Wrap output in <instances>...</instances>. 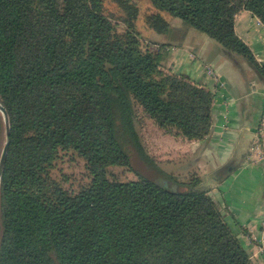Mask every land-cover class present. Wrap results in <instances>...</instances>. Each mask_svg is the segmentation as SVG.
I'll list each match as a JSON object with an SVG mask.
<instances>
[{"label": "trees", "instance_id": "trees-1", "mask_svg": "<svg viewBox=\"0 0 264 264\" xmlns=\"http://www.w3.org/2000/svg\"><path fill=\"white\" fill-rule=\"evenodd\" d=\"M149 1L157 33L178 18L264 80L235 30L244 9L264 24V0ZM166 57L135 25L119 31L102 0H0V264H255L205 179L164 170L144 145L140 111L188 140L211 133L215 93ZM60 147L92 175L77 193L52 175ZM114 165L140 180L111 181Z\"/></svg>", "mask_w": 264, "mask_h": 264}, {"label": "crops", "instance_id": "crops-1", "mask_svg": "<svg viewBox=\"0 0 264 264\" xmlns=\"http://www.w3.org/2000/svg\"><path fill=\"white\" fill-rule=\"evenodd\" d=\"M167 17L177 27V38L169 41L163 34H153L167 46L165 68L206 86L215 93V101L208 137L188 140L161 130L159 143L181 162L183 173L188 167L205 179L212 199L253 262L264 264V254L258 251L264 239V159L254 161L249 156L264 113V80L246 61L229 57L207 34L186 28L178 18ZM235 30L257 61L264 63V24L258 17L241 10L235 17ZM205 66L214 67L216 77L224 83L220 92L219 83L207 74ZM260 144L264 150V137ZM164 164L159 165L168 171Z\"/></svg>", "mask_w": 264, "mask_h": 264}, {"label": "rangeland", "instance_id": "rangeland-1", "mask_svg": "<svg viewBox=\"0 0 264 264\" xmlns=\"http://www.w3.org/2000/svg\"><path fill=\"white\" fill-rule=\"evenodd\" d=\"M102 6L103 14L116 24L119 31H123L126 27H128V25L132 24L135 25L142 38L162 44L160 39H155L157 34H153L156 31L150 27V23L148 22L151 18L161 14L152 6L149 0H102ZM166 18L168 19V17ZM170 25V30L163 33V35H165L167 40L172 41L177 38L178 31L176 30V26H173L171 23ZM0 116L2 120V132L0 138L1 163L3 151L7 144V136L6 122L1 112ZM138 130L140 131L147 151L158 164L165 163L164 168H166L168 172H174L176 174L183 173L179 166L181 162L170 155L171 153H169V149H164L163 145L159 143L161 130H164L161 129L152 119L142 113V111H140ZM164 132L172 137L177 136L174 132ZM107 173L109 179L114 182L140 180V177L136 174V172L126 166H110L107 168ZM52 175L61 186L68 189L72 193L81 191L92 181V175L87 168L85 158L77 151L71 148L67 149L65 147H60L58 150L57 158L54 161Z\"/></svg>", "mask_w": 264, "mask_h": 264}, {"label": "built area", "instance_id": "built-area-1", "mask_svg": "<svg viewBox=\"0 0 264 264\" xmlns=\"http://www.w3.org/2000/svg\"><path fill=\"white\" fill-rule=\"evenodd\" d=\"M193 59H197V56L195 54H192L191 56ZM205 70L207 72V74L213 78L216 79V82L219 83V87H218V91L220 88V91L223 89L224 87V83L220 82L218 80V78L216 77V71L215 68L212 66H205ZM219 91V92H220ZM221 94V93H220ZM264 137V113L263 116L260 120V125L259 128L256 132V139L255 142L252 143V146L250 148V152H249V156L252 160L256 161L257 159H264V150L260 144V139ZM263 228H264V222H263ZM260 245H259V249L258 251L262 254H264V239L262 241H260Z\"/></svg>", "mask_w": 264, "mask_h": 264}, {"label": "water", "instance_id": "water-1", "mask_svg": "<svg viewBox=\"0 0 264 264\" xmlns=\"http://www.w3.org/2000/svg\"><path fill=\"white\" fill-rule=\"evenodd\" d=\"M1 110L6 114V111H5L4 107H1ZM7 147H8V141H7V144H6L5 148H4L2 160H1V163H0V176H1V173H2V167H3L4 160H5L6 153H7Z\"/></svg>", "mask_w": 264, "mask_h": 264}]
</instances>
